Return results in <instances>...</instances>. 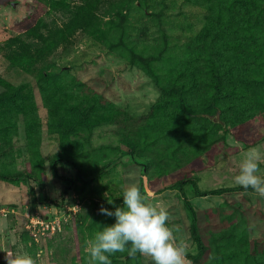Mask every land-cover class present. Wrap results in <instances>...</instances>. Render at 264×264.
<instances>
[{
    "label": "rangeland",
    "instance_id": "rangeland-1",
    "mask_svg": "<svg viewBox=\"0 0 264 264\" xmlns=\"http://www.w3.org/2000/svg\"><path fill=\"white\" fill-rule=\"evenodd\" d=\"M84 2L0 0V174L14 177L0 178V249L39 254L38 264H89L85 241L99 225L115 222L100 213L101 205L114 211L123 203L121 186L136 184L168 211V226L196 255L191 214L178 184L195 179L201 191L237 186L243 154L252 148L264 176V85L242 99H252L253 115L225 133L183 116L175 101L154 103L163 94L177 100L178 84L191 82L192 71L198 74L196 35L207 15H221L212 46L220 49L222 66L252 82L263 75L264 0L260 14L242 0H91L103 21L110 10L121 9L107 39L67 30L73 10ZM215 32L211 28V37ZM14 40L30 53L55 42L34 65L42 75L10 65ZM146 61L157 82L143 69ZM114 109L111 121L105 113ZM193 131L201 136L191 140ZM215 135L219 141L195 157ZM57 157L66 180L52 174ZM183 188L203 242V253L187 264H264V197L248 191L195 196L191 183ZM35 216L53 226L37 224V239L27 227ZM4 255L0 251V264ZM109 259L153 264L127 249Z\"/></svg>",
    "mask_w": 264,
    "mask_h": 264
},
{
    "label": "trees",
    "instance_id": "trees-1",
    "mask_svg": "<svg viewBox=\"0 0 264 264\" xmlns=\"http://www.w3.org/2000/svg\"><path fill=\"white\" fill-rule=\"evenodd\" d=\"M90 1L85 0L83 4L75 8L71 14V18L66 25L67 30H76L82 29L84 32L88 33L91 36H97L104 39L109 37V32L114 27L113 18L121 12V9L110 10L106 15L108 16L107 21H103L102 18H98L97 14L90 8ZM244 3H252L251 6L256 8L257 14H260L262 11V6L260 0H242ZM260 2V3H259ZM104 15L103 17H105ZM204 26L199 28L196 35V45L200 50L199 61L200 67L198 74H195L192 71L191 76L193 80L187 82L186 80H181L182 82L178 84V90L180 92L179 97L176 99L164 95L163 97L159 96L154 104L161 106L159 103H167L168 100L175 101L178 104V110L183 116H187L189 119H202L206 125L219 127L222 132H227V126L233 125L241 122L243 119H247L253 115L251 113V105L253 103L252 99L248 103L243 104L242 99L247 96L249 90L254 93L255 90H260L264 85V73L261 76L256 77V81L252 82L251 77H243V74L235 72L230 66H222V53L220 49L216 46H212V42L218 40L217 28L221 24V15H207L204 16ZM103 21V23H102ZM247 25L248 22H246ZM250 26V25H249ZM206 28V29H205ZM211 28H214L216 32L215 35L211 37ZM35 29H32L33 31ZM16 44L13 49L7 53V60L10 65L18 67L28 73H36L37 75H42L39 68H36L34 65L42 59L51 51L55 46V42L46 45V50L43 51L42 48H37L31 53L28 51V45L19 43L18 40L13 42ZM143 69L148 73L150 77H155V72L153 66L149 62H145ZM54 83V79L51 81ZM43 84L41 85V87ZM19 87L12 88V94L14 96L18 95ZM237 103L239 104L237 106ZM159 104V105H158ZM154 106V105H153ZM231 110L232 113L227 112ZM86 114V113H84ZM107 119L113 121L118 113L114 110H110L105 113ZM84 116H82V119ZM83 123L86 120H82ZM201 134L196 131L191 132L190 139L195 140L200 137ZM188 137V136H187ZM210 138V137H209ZM207 141L203 144L202 147L198 148L195 151V157L201 154L203 151L214 143L219 141V138L215 135L211 139H206ZM161 150V148L159 147ZM62 160V157H57L56 160L52 162V174L61 179L66 180L64 176L58 173L57 162ZM0 178L3 180L12 179L14 177L8 176L6 174H0ZM187 183H191L195 196H204V195H213L218 196L228 192H238V191H248L255 192L251 188H243L240 185L237 186H227L213 188L206 191H201L196 183L195 179L191 180H181L178 184V190L181 194L183 203L185 207L189 210L191 214V237L195 241L198 253L196 255L187 253L186 259L193 261L197 255L203 253V242L197 231L196 224V213L192 207L190 201L188 200L183 186ZM66 190L62 192L64 195ZM62 195V196H63Z\"/></svg>",
    "mask_w": 264,
    "mask_h": 264
},
{
    "label": "clouds",
    "instance_id": "clouds-1",
    "mask_svg": "<svg viewBox=\"0 0 264 264\" xmlns=\"http://www.w3.org/2000/svg\"><path fill=\"white\" fill-rule=\"evenodd\" d=\"M260 155L252 148L243 154L234 181L243 188L253 189L264 197V176L259 175ZM122 205H114V211L100 207V213L115 217V222L101 227L85 241V251L90 254L89 264H111L109 256L126 249L130 255L137 253L151 258L153 264H187L188 245L177 239L168 226V211L151 202L136 184L122 185ZM130 246V247H128ZM5 253V264H38L36 257L23 250L0 249Z\"/></svg>",
    "mask_w": 264,
    "mask_h": 264
},
{
    "label": "built area",
    "instance_id": "built-area-1",
    "mask_svg": "<svg viewBox=\"0 0 264 264\" xmlns=\"http://www.w3.org/2000/svg\"><path fill=\"white\" fill-rule=\"evenodd\" d=\"M37 216H35V217H32L31 219H30V222H29V224L27 225V227L30 229V231H31V235H33V238L34 239H37L36 238V225L38 224V225H40V227L42 228V229H49V225H50V228L51 229H53V226H52V224H51V222H44L43 220H40V219H35Z\"/></svg>",
    "mask_w": 264,
    "mask_h": 264
}]
</instances>
